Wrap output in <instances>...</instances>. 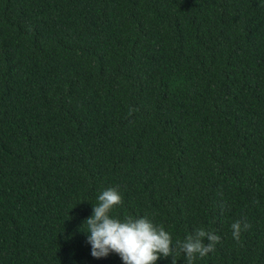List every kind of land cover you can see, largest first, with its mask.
Wrapping results in <instances>:
<instances>
[{
  "label": "trees",
  "instance_id": "trees-1",
  "mask_svg": "<svg viewBox=\"0 0 264 264\" xmlns=\"http://www.w3.org/2000/svg\"><path fill=\"white\" fill-rule=\"evenodd\" d=\"M108 187L264 264V0H0V264H123L82 231Z\"/></svg>",
  "mask_w": 264,
  "mask_h": 264
},
{
  "label": "clouds",
  "instance_id": "clouds-1",
  "mask_svg": "<svg viewBox=\"0 0 264 264\" xmlns=\"http://www.w3.org/2000/svg\"><path fill=\"white\" fill-rule=\"evenodd\" d=\"M133 111L135 109H130L129 114ZM122 204L123 197L118 187H108L98 195L92 215L82 225V231L89 233L87 241L93 257L99 259L115 253L123 264H156L161 257L171 256L172 264H177L183 256L185 264H194L197 256L203 258L214 252L221 241L217 233L203 227H197L182 240L173 241L170 232L147 215L113 216V209ZM231 228L233 239L239 242L241 232L251 228V224L247 220H236Z\"/></svg>",
  "mask_w": 264,
  "mask_h": 264
}]
</instances>
